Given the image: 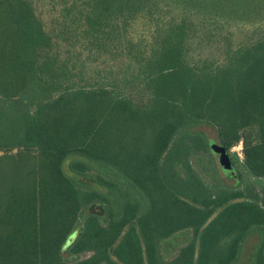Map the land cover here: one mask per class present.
I'll return each mask as SVG.
<instances>
[{
    "label": "trees",
    "instance_id": "16d2710c",
    "mask_svg": "<svg viewBox=\"0 0 264 264\" xmlns=\"http://www.w3.org/2000/svg\"><path fill=\"white\" fill-rule=\"evenodd\" d=\"M82 1L84 36L143 101L116 81L72 82L33 1L0 0V264H235L255 232L264 264V0ZM137 21L148 38L129 37ZM197 36L221 38L206 46L220 57L193 60ZM215 148L260 184L208 185L192 158ZM186 231L164 259L161 244Z\"/></svg>",
    "mask_w": 264,
    "mask_h": 264
},
{
    "label": "rangeland",
    "instance_id": "374dc122",
    "mask_svg": "<svg viewBox=\"0 0 264 264\" xmlns=\"http://www.w3.org/2000/svg\"><path fill=\"white\" fill-rule=\"evenodd\" d=\"M32 1L35 5L36 14L43 22L44 29L51 39L52 47L48 54L54 58L55 61L57 59L58 61L60 60V63L65 66L64 69L73 76L72 82H83L82 77L84 79H86L85 77L107 79L106 81H103L104 83H107L109 80V83L116 81L121 89L131 92L130 96L137 104H141L143 97L138 98L137 96H134V92H132L134 89L131 84V79L133 77L129 74L126 75V70L124 69L122 63L119 62L120 64H115L113 59L104 56L102 58L101 56L95 54L96 47H98L99 55L104 54V48L91 45L92 42H96L98 40L93 39V41L89 42L88 38L84 36L88 29V26L83 18V11L81 10L85 1ZM86 2H90V5L94 7L92 0H86ZM75 5L78 6V9H80L82 15L80 16V20H75L76 16H74V11H71V8L66 11L68 6L72 7ZM189 5L192 6L193 4L189 3ZM128 30L129 37L135 41L141 38H148L152 30V25H147L142 21H137L136 23L131 24ZM109 34H111V30L109 31ZM105 38H108V36ZM83 41L87 45H83ZM230 41L234 45L246 41V38H243V36L237 31L234 32ZM223 42L224 41L221 40V38L211 39L197 36L196 38L190 39L188 42L190 55L195 61L205 60L208 58H219L220 54L217 52L218 49L216 48L218 46L215 48H206V46L212 44L215 46V44L219 45L220 43L223 44ZM103 59L106 62H103ZM195 130L202 132L207 137L211 147L216 145L217 135L213 126L202 123L197 126ZM240 149L242 150V145L241 143H238L230 149V153H236L241 159L242 157L239 156V154H241ZM67 163L68 161L64 164V171L66 174H68ZM192 165L208 185L216 183V180H219L226 188H237L238 186H241V184L245 188H250L260 184L259 181L251 178H246L245 182L242 183L235 168L229 171L224 169L222 170L218 163V156L215 153H195L192 158ZM259 235L260 234L258 232H255L246 238L245 242L242 244L239 258L235 264H252L254 253L259 245ZM190 237L191 233L186 231L177 233L170 239L164 241L161 244V253L164 259L173 257L176 254L177 249L184 245ZM87 255L88 254H83L79 256V258H83Z\"/></svg>",
    "mask_w": 264,
    "mask_h": 264
},
{
    "label": "water",
    "instance_id": "95a60500",
    "mask_svg": "<svg viewBox=\"0 0 264 264\" xmlns=\"http://www.w3.org/2000/svg\"><path fill=\"white\" fill-rule=\"evenodd\" d=\"M214 150L218 155V163L221 166V168L224 170L230 169V163L226 152L223 149H219V148L217 149L215 148ZM70 242H71V238L68 240V243Z\"/></svg>",
    "mask_w": 264,
    "mask_h": 264
},
{
    "label": "built area",
    "instance_id": "2783aa9c",
    "mask_svg": "<svg viewBox=\"0 0 264 264\" xmlns=\"http://www.w3.org/2000/svg\"><path fill=\"white\" fill-rule=\"evenodd\" d=\"M241 150V149H240ZM240 157H242V154H239Z\"/></svg>",
    "mask_w": 264,
    "mask_h": 264
}]
</instances>
